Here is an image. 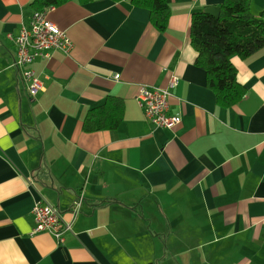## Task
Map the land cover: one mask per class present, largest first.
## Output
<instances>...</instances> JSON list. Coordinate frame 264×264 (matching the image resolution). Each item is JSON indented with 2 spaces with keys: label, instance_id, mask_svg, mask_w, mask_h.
<instances>
[{
  "label": "crops",
  "instance_id": "1",
  "mask_svg": "<svg viewBox=\"0 0 264 264\" xmlns=\"http://www.w3.org/2000/svg\"><path fill=\"white\" fill-rule=\"evenodd\" d=\"M34 1L0 0V264H264V49L232 59L247 95L226 108L190 40L192 15L223 0H173L162 32L130 0L48 8L74 48L29 67L42 85L32 97L8 35ZM173 76L170 114L182 122L155 129L139 89ZM109 97L123 104L119 128L85 132ZM81 193L64 242L34 234L37 205L71 221Z\"/></svg>",
  "mask_w": 264,
  "mask_h": 264
},
{
  "label": "trees",
  "instance_id": "2",
  "mask_svg": "<svg viewBox=\"0 0 264 264\" xmlns=\"http://www.w3.org/2000/svg\"><path fill=\"white\" fill-rule=\"evenodd\" d=\"M72 0H35L34 10L62 6ZM82 4L92 0H77ZM122 2L124 0H112ZM138 8L149 10L151 22L162 32L168 27L173 0H130ZM252 0H223L220 18L206 12L192 15L190 40L197 53L196 65L203 69L208 87L223 107L238 105L247 95L238 81L232 59L246 60L264 49V10L256 16L251 10ZM123 104L119 98L109 97L104 105L93 109L85 118L87 133L116 130L123 120Z\"/></svg>",
  "mask_w": 264,
  "mask_h": 264
},
{
  "label": "built area",
  "instance_id": "3",
  "mask_svg": "<svg viewBox=\"0 0 264 264\" xmlns=\"http://www.w3.org/2000/svg\"><path fill=\"white\" fill-rule=\"evenodd\" d=\"M48 11H34L30 20L22 24L20 33L8 39L17 48L15 67L21 70V79L26 83L30 96L35 97L42 90L40 80L31 67L38 59H48L54 51H61L69 55L74 44L66 31L58 28L48 18ZM120 76H116L118 80ZM179 85V79L173 76L167 88L141 86L137 98L146 120L155 129L173 130L182 122L181 118L170 114V99L172 91ZM85 197L81 193L70 211L71 221L64 220L59 208L50 204H39L35 207L33 215L36 222L35 233L48 232L59 242H64V236L72 232L73 220L81 212Z\"/></svg>",
  "mask_w": 264,
  "mask_h": 264
},
{
  "label": "water",
  "instance_id": "4",
  "mask_svg": "<svg viewBox=\"0 0 264 264\" xmlns=\"http://www.w3.org/2000/svg\"><path fill=\"white\" fill-rule=\"evenodd\" d=\"M206 13L213 15L215 18L219 19L221 15V8L218 6L210 7L205 10Z\"/></svg>",
  "mask_w": 264,
  "mask_h": 264
}]
</instances>
